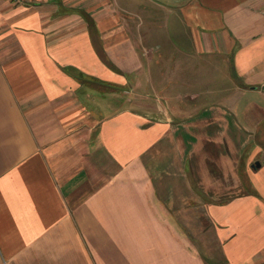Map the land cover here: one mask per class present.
Instances as JSON below:
<instances>
[{
	"label": "crops",
	"instance_id": "obj_1",
	"mask_svg": "<svg viewBox=\"0 0 264 264\" xmlns=\"http://www.w3.org/2000/svg\"><path fill=\"white\" fill-rule=\"evenodd\" d=\"M164 2L0 0V264L264 261V242L240 230L260 202H206L191 181L211 177L213 159L233 163L207 143H248L228 133L237 114L263 136L264 0ZM215 66L224 77L209 92L239 100L203 109L193 143L195 117L176 100Z\"/></svg>",
	"mask_w": 264,
	"mask_h": 264
},
{
	"label": "rangeland",
	"instance_id": "obj_2",
	"mask_svg": "<svg viewBox=\"0 0 264 264\" xmlns=\"http://www.w3.org/2000/svg\"><path fill=\"white\" fill-rule=\"evenodd\" d=\"M165 1L164 3L170 4V0H162ZM160 16L157 17L159 19ZM165 19V18H164ZM215 65H218L216 63ZM216 67H209L208 69L211 71L209 73L203 74L201 72L196 73L194 76V81L192 82L193 86L190 88L189 97H184L180 103V100H176V109L178 111V115L180 117H183V115L192 114L195 119L192 122L187 123L188 126H194L195 129L191 130V138L189 139L191 142L194 143L195 139L197 138V135L200 133L198 129V124H200V120L198 119V116L200 112L203 111V109H209V111H212L211 113L206 114V116L215 115L214 113V107H228V108H234L235 104L238 103V100L236 101L235 95H230L231 92H224L220 94L221 92H209L211 88L217 87L219 84L222 85V82L220 79L224 77L220 71H217ZM202 69H205V65H202ZM196 91V92H195ZM197 96H193V95ZM201 96L200 98L196 99V97ZM196 99V100H195ZM172 101V99L170 100ZM244 105L250 106L252 104L251 100L249 98H245ZM242 101V102H243ZM238 115V122L245 126V127H251V118L247 119L245 115L241 112V114ZM237 122L232 123L230 125L229 132L234 133V137H238V140L242 141H248V143L245 144H237L232 145L230 142L232 139L230 137L233 136H227L228 144L224 143V140H222L221 144H217V142H213L215 146H212L210 143H207V147L210 148L214 147L217 149H223L226 151V156H230V153H232V165L231 161L224 162L223 165H225V169L223 168V171H221L217 165V161H211V172L212 176H204V171L197 170L196 177H192L191 181L195 182V184H198L205 188L210 189L211 198L207 195V189L206 193L203 194L204 198H201L202 200H209L211 202H217L221 203L224 201H229L231 199H235L236 197H243L245 195H250V197L256 198L260 204V207H256L253 209V211H242L241 218H240V230L242 229V237L248 242H253V247L258 246V242L262 243L264 242V234L262 233V225L259 221V217L261 216V212L264 209V166L260 170H256L257 168H254V166L260 162L261 165L264 164V127L261 130L263 136H261L259 139L253 138L247 130L241 129L240 124ZM197 126V128H196ZM204 132L212 133V130L210 128V124L208 123V126L206 127V130ZM178 137H187L186 132L183 129H180L177 134ZM240 138V139H239ZM223 139V137H222ZM198 148V145H197ZM196 148V149H197ZM236 149V150H235ZM164 154L165 150L162 149L160 152ZM215 151V149H214ZM237 151V152H236ZM198 153V151H197ZM216 153V152H215ZM199 154V153H198ZM212 157H214L212 155ZM225 172L227 175H225ZM234 175V176H233ZM208 207L209 203L206 204ZM233 207H229L228 212H232ZM211 211H213L211 209ZM209 212V207L207 209V214ZM236 216L234 214L231 216L232 219H235ZM214 222V220H213ZM229 222V221H228ZM229 225V224H227ZM244 225V226H243ZM230 226V225H229ZM206 234H205V240H209L208 243L211 245V250L213 252H216V245H215V232H213V229L215 230L216 226L211 225V232L208 233V227L209 224L207 223L205 226ZM217 228L221 230L222 232H227L229 228L227 229V226L223 224L222 226L218 225ZM224 228H226V231ZM218 232V230H217ZM256 233H258V236L256 237ZM211 239V240H210ZM222 240V238H220ZM232 244L226 245V249L231 248ZM225 250V248H224ZM213 260H219L220 262L223 260L221 257H214ZM230 259V258H229ZM226 261V260H225ZM243 261V259L241 260ZM219 262V263H220ZM230 264H232L230 260ZM259 264V263H258ZM260 264H264V261Z\"/></svg>",
	"mask_w": 264,
	"mask_h": 264
},
{
	"label": "water",
	"instance_id": "obj_3",
	"mask_svg": "<svg viewBox=\"0 0 264 264\" xmlns=\"http://www.w3.org/2000/svg\"><path fill=\"white\" fill-rule=\"evenodd\" d=\"M258 167H261V163H260V162H258V163L254 166V168H258Z\"/></svg>",
	"mask_w": 264,
	"mask_h": 264
}]
</instances>
